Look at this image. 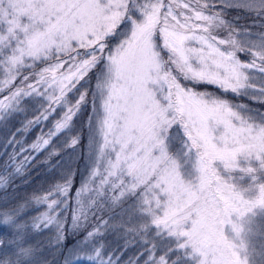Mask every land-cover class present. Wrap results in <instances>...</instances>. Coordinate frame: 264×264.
I'll return each instance as SVG.
<instances>
[{
  "label": "snow or ice",
  "instance_id": "6c2138e0",
  "mask_svg": "<svg viewBox=\"0 0 264 264\" xmlns=\"http://www.w3.org/2000/svg\"><path fill=\"white\" fill-rule=\"evenodd\" d=\"M0 126V264H264V0H0Z\"/></svg>",
  "mask_w": 264,
  "mask_h": 264
},
{
  "label": "trees",
  "instance_id": "16d2710c",
  "mask_svg": "<svg viewBox=\"0 0 264 264\" xmlns=\"http://www.w3.org/2000/svg\"><path fill=\"white\" fill-rule=\"evenodd\" d=\"M236 15L235 12H233L231 14V16ZM231 16H229V18H231ZM241 23H244V21H241ZM29 115H31V113H29ZM23 117H16L14 120H12L9 123V129H11V131H15L16 127H19V121L22 120ZM77 125H79V121H77ZM43 127V126H40ZM40 127L34 128L32 130V132H30L28 134V142H31L32 139L35 138V136L37 135V133L40 131ZM4 132L5 129L0 126V139L3 138L4 136ZM61 139H63V137H61ZM86 142V141H85ZM77 153H73L71 150H68L67 152H65L63 154V160L62 163L67 167V166H71L73 169H75L77 171V176H76V185L78 186L79 184V180H80V175L79 173L82 170V166L81 164L83 163V159H77ZM44 159L43 154L41 156H39L37 158V161H41ZM0 171H2V169H0ZM31 176H32V183L30 184H22L20 180H17L15 182V187H16V192L17 194L22 198L24 197L26 194H29L33 191L34 188H36L38 185L40 184H45L46 186V182L51 181L53 178H58L59 176V170H56L54 172H49L48 166L47 165H43L40 163H36V166L33 168L32 172H31ZM9 191L11 192L12 189L10 188ZM74 191V189H73ZM34 214V213H30ZM105 217H108V214H105ZM104 217V218H105ZM51 235V233L45 232L42 235H38L35 237L33 243H35L36 241L41 242L42 245H46L48 237ZM78 238V237H72L71 235L69 236V244H71L72 242H74V240ZM119 239L123 240L120 238L119 235ZM45 255L51 259L52 257L48 254L47 249L45 248Z\"/></svg>",
  "mask_w": 264,
  "mask_h": 264
},
{
  "label": "rangeland",
  "instance_id": "374dc122",
  "mask_svg": "<svg viewBox=\"0 0 264 264\" xmlns=\"http://www.w3.org/2000/svg\"><path fill=\"white\" fill-rule=\"evenodd\" d=\"M86 143V142H85ZM84 160H83V163L81 164V166H82V170H81V172L82 171H84ZM115 215H114V217H113V220L112 221H110V222H112V223H118L120 220H121V217L123 216V218L126 220L127 219V216L126 215H124V214H122L121 213V210L119 209V208H116L115 209ZM108 217H105V219H107ZM80 237H78V238H76V239H79ZM75 239V240H76ZM104 241H105V243L108 245V248H109V250H111L112 248H115V247H117L118 245H122L123 244V240H120L119 239V233H108L105 237H104ZM136 251V249L135 248H130L129 250H128V252L127 253H125V259L127 258V256H129V255H132V253L133 252H135Z\"/></svg>",
  "mask_w": 264,
  "mask_h": 264
}]
</instances>
